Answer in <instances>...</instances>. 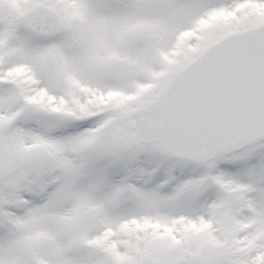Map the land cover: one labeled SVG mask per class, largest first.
<instances>
[{"label": "snow or ice", "instance_id": "6c2138e0", "mask_svg": "<svg viewBox=\"0 0 264 264\" xmlns=\"http://www.w3.org/2000/svg\"><path fill=\"white\" fill-rule=\"evenodd\" d=\"M0 264H264V0H0Z\"/></svg>", "mask_w": 264, "mask_h": 264}]
</instances>
